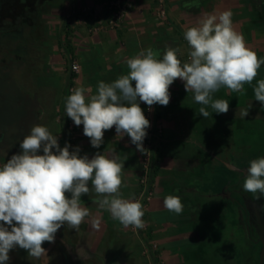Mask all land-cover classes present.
<instances>
[{
	"label": "crops",
	"instance_id": "0c3cea01",
	"mask_svg": "<svg viewBox=\"0 0 264 264\" xmlns=\"http://www.w3.org/2000/svg\"><path fill=\"white\" fill-rule=\"evenodd\" d=\"M110 2L48 0L37 4L32 26L43 28L44 45L39 42L37 47L36 41L34 48H44L48 57L39 61L37 49L27 57L15 53V60L24 61V66H19L14 88L16 95L27 99L22 105L28 117L21 119L12 147L6 149L9 146L3 133L0 136L5 163L21 151L19 143L34 125L47 126L53 135H67L65 118L58 117L65 112L71 87L95 94L100 81L111 83L127 74V59L149 47L159 51L161 58L167 47L179 48L181 62H187L189 46L184 31L208 14L230 11L234 30L264 58V0H168L166 19L156 17L154 0H129V14L115 29L107 24ZM96 27L100 29L93 31ZM74 62L80 66L77 74L72 71ZM261 79L264 65L242 92L222 87L213 99L227 100L229 111L217 114L208 107L207 118L200 116L202 105L185 90L183 81L176 79L171 85L169 104L158 109L164 134L153 154L154 196L145 214L147 233L125 228L108 211L99 209L91 196L82 195L81 205L89 208L90 215L78 231L62 226L53 243L42 245L46 253L38 259L17 247L9 252L8 264H148L151 259L164 264H229V259L253 255L259 236L253 238L247 228L243 180L250 161L264 151H247L252 144L243 141L245 136L264 135V106L255 100L253 91ZM249 104V114L242 119L239 109ZM146 106L140 102L143 111ZM75 129L80 155L91 158L104 152L120 157L127 185L121 192L124 198L138 199L142 153L130 137H117L113 127L105 131L104 143L97 149L83 134V125H75ZM168 195L180 197L184 205L181 214L164 207ZM153 243L158 245L157 252L151 250Z\"/></svg>",
	"mask_w": 264,
	"mask_h": 264
},
{
	"label": "clouds",
	"instance_id": "9594fccd",
	"mask_svg": "<svg viewBox=\"0 0 264 264\" xmlns=\"http://www.w3.org/2000/svg\"><path fill=\"white\" fill-rule=\"evenodd\" d=\"M231 17L230 11L208 14L184 31L189 46L187 62L178 58L179 48L167 47L161 58L159 51L149 47L127 59V74L111 83L100 81L95 94L86 95L89 90L82 87L73 89L65 101L67 117L76 126L83 125V134L93 148L99 149L105 131L115 127L117 137H130L144 154L150 121L140 102L150 111L156 104L167 106L169 88L176 79L183 81L185 90L202 105L200 116L209 117L208 107L214 113L226 114L229 102L213 99V94L222 87L242 92L264 65V58L234 30ZM253 91L255 100L264 106V79L257 81ZM250 107L239 109L242 119ZM19 147V153L0 165V264H8L9 252L17 247L32 258H40L46 253L42 245L53 243L62 226L78 231L90 215L89 208L81 205L82 195L91 196L99 209L108 211L125 228H144L142 203L134 196L124 198L121 192L127 185L122 179L124 162L118 155L96 152L91 158L82 156L79 146L70 151L72 146L66 142L61 147L58 136L40 124L30 129ZM243 190L255 199L264 196V158L250 161ZM163 204L177 215L184 209L175 195L166 196ZM97 226L94 222L93 227Z\"/></svg>",
	"mask_w": 264,
	"mask_h": 264
},
{
	"label": "rangeland",
	"instance_id": "374dc122",
	"mask_svg": "<svg viewBox=\"0 0 264 264\" xmlns=\"http://www.w3.org/2000/svg\"><path fill=\"white\" fill-rule=\"evenodd\" d=\"M19 30L14 33H6L4 36V49L2 53H0V136L4 135L6 146H13L14 137L18 133V127L21 122V119L26 120L28 115L27 111L23 110V101L24 95L17 94L15 90V79H17V73L20 70V67L24 66V61L20 63L17 62V58L15 57L17 54L9 51L12 47H18L17 52L27 57L34 49H37L39 45H44L43 43V34L44 30L41 27L37 29L35 27H30L28 25H18ZM37 30V33H36ZM37 41V47L34 48V43ZM41 42V44L39 43ZM29 46V50H26V47ZM41 50V51H40ZM39 51L40 60L44 61L46 57H48V53L44 48L37 49ZM18 63V64H17ZM20 66V67H19ZM33 90V89H32ZM33 92V91H31ZM26 99V98H25ZM27 100V99H26ZM21 103V104H20ZM244 144L252 146L247 151H252L253 153L260 151H264V135L260 136H245ZM242 142V140H241ZM6 147V149H9ZM3 150L2 145H0V152ZM257 154H254V156ZM0 153V165H3L4 159H2ZM11 156V155H10ZM257 158H264V154L259 155ZM256 158V159H257ZM248 166V163H246ZM247 174V170H246ZM245 179V178H244ZM244 181V180H243ZM248 193V192H246ZM249 194V193H248ZM257 195H259L257 193ZM264 205V201H263ZM262 222V224H261ZM248 229L252 233L253 238L259 236V243L256 246L255 252L252 255L251 253H245V256L241 257L238 261L233 259H229V264H260V253L263 247V243L261 240L262 232L264 228V214L259 211L249 210L248 209ZM259 252V255H258Z\"/></svg>",
	"mask_w": 264,
	"mask_h": 264
},
{
	"label": "built area",
	"instance_id": "2783aa9c",
	"mask_svg": "<svg viewBox=\"0 0 264 264\" xmlns=\"http://www.w3.org/2000/svg\"><path fill=\"white\" fill-rule=\"evenodd\" d=\"M155 6V15L158 19H166L168 17V0H154ZM110 19L108 20V27L115 29L117 28L128 16L130 10L129 0H111L109 7ZM100 27H96L93 31L99 30ZM180 59V56L178 55ZM189 59V58H188ZM72 71L77 74L80 71V66L78 63H72ZM75 89L71 87L69 93L71 94L72 90ZM171 94V86L169 88ZM162 105L156 104L152 106V110H149V106H146L144 114L146 118L150 121V127L147 129V136L143 141V146L146 149L144 154H142V174L140 177L141 192L137 200H139L143 205L145 226L142 229H136L147 233L149 230V225L146 221V210L148 205L153 199L154 196V183L152 180V160L154 150L158 142L162 139L164 134V127L162 120L158 117V109ZM60 120L65 118V124L67 129V135L64 134L58 135V142L61 147H64L67 142L72 147L70 151L74 150L78 145V136L76 133L74 122L67 117L66 113H59ZM151 250L154 252L158 251V245L156 243L152 244ZM148 253V252H147ZM149 256V254H148ZM148 264H164L162 261L157 260L153 261L152 259Z\"/></svg>",
	"mask_w": 264,
	"mask_h": 264
},
{
	"label": "flooded vegetation",
	"instance_id": "af4514ba",
	"mask_svg": "<svg viewBox=\"0 0 264 264\" xmlns=\"http://www.w3.org/2000/svg\"><path fill=\"white\" fill-rule=\"evenodd\" d=\"M48 0H0V53L5 50L4 48V36L6 33H14L19 30L18 25L32 26L35 21V12L37 4H44ZM18 47H11L9 51L13 53L17 52ZM29 50V46L26 47ZM248 228V224H247ZM250 232V229H248ZM252 235V233L250 232ZM260 241L255 240V243Z\"/></svg>",
	"mask_w": 264,
	"mask_h": 264
},
{
	"label": "trees",
	"instance_id": "16d2710c",
	"mask_svg": "<svg viewBox=\"0 0 264 264\" xmlns=\"http://www.w3.org/2000/svg\"><path fill=\"white\" fill-rule=\"evenodd\" d=\"M262 154H260L261 156ZM10 156V155H9ZM259 156V155H258ZM264 196H261L260 199H255L252 193H246L245 192V217H246V223H247V218H248V209L250 210H256L259 211L260 214H264ZM248 224V223H247ZM259 255V252H258Z\"/></svg>",
	"mask_w": 264,
	"mask_h": 264
},
{
	"label": "water",
	"instance_id": "95a60500",
	"mask_svg": "<svg viewBox=\"0 0 264 264\" xmlns=\"http://www.w3.org/2000/svg\"><path fill=\"white\" fill-rule=\"evenodd\" d=\"M262 224V222H261ZM262 243H263V247L260 253V264H264V228H263V232H262V237H261Z\"/></svg>",
	"mask_w": 264,
	"mask_h": 264
}]
</instances>
